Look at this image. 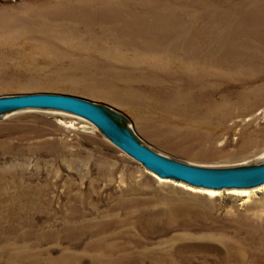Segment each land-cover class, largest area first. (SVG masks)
I'll list each match as a JSON object with an SVG mask.
<instances>
[{"label":"rangeland","instance_id":"374dc122","mask_svg":"<svg viewBox=\"0 0 264 264\" xmlns=\"http://www.w3.org/2000/svg\"><path fill=\"white\" fill-rule=\"evenodd\" d=\"M38 1L52 0H0V95L59 92L104 102L127 114L147 143L188 162L264 160V0H139L173 15L183 25L178 33L192 34L198 53L238 55L243 67L237 81L211 88L213 104L203 101L177 128L166 126L173 124L167 113L147 106L136 112L91 91L96 81L75 71L86 57L66 48L45 51L56 40L26 32L35 16L18 8ZM98 18L86 14V21L69 27L89 36L113 34L112 22ZM58 23L67 27L63 18ZM12 62L31 71L9 74ZM209 108L217 109L213 121L192 118ZM156 116L166 125L151 135L144 122ZM156 176L76 116L23 111L0 119V213L7 209L0 220V264H42L32 257L46 260L45 253L70 258L62 264H96L99 254L113 264H264V191L208 196ZM101 237L109 245L98 251L92 244Z\"/></svg>","mask_w":264,"mask_h":264},{"label":"bare ground","instance_id":"6f19581e","mask_svg":"<svg viewBox=\"0 0 264 264\" xmlns=\"http://www.w3.org/2000/svg\"><path fill=\"white\" fill-rule=\"evenodd\" d=\"M81 1L83 0H52L49 3L38 1L23 3L18 8L35 16L32 19L34 27L26 32L32 31L38 37L56 40L54 42L56 45H49L50 48L44 49L45 51L54 53L50 50L51 47L59 50L66 48V51L69 50L73 55L87 58L86 62L77 65L75 71L84 72L80 75L81 78L96 81L98 86H94L91 91L99 92L102 96L122 103L136 112L144 111L147 106L156 109L158 112L156 115L164 113L162 115L164 116L167 113L171 118L168 122L173 123L172 125L163 124L158 116L155 117V122L145 120V131L151 135L160 133L158 127L163 125L169 128L179 127L181 122L190 117L189 114L196 112L198 105L203 101H211L213 104L214 101L210 96L211 88L220 86L227 80L237 81L243 70L238 62V55L237 58L235 56L229 58L226 55L213 58L207 52L198 53L199 49L191 40L192 34L178 33L183 25L177 24L173 15L171 18L165 17L164 12L154 10L152 6L140 3L139 0H87L83 3ZM74 8L81 9L76 13ZM93 13L102 15V19L98 18L101 22H112L111 24L115 26L113 34L95 30L89 36L74 27H69L71 21L74 23L86 21L82 17ZM61 18L66 20L67 27L58 23ZM225 18L232 24L235 23L230 15H225ZM45 22L60 27L50 29L49 26H40ZM3 32L5 31L0 29V38ZM222 32L226 33L227 29L224 28ZM16 35L24 34L21 32ZM233 50L236 51V48L233 47ZM220 51L222 53V50ZM257 52L262 58L260 52ZM2 58L0 57V74L5 75L2 64L5 59ZM9 61L12 60L9 58ZM16 63L12 62L15 67L12 71L9 70V74L16 72L17 69L31 71L30 68ZM198 92L201 94L198 95ZM202 92H206L205 95ZM181 103H184L182 109ZM216 111L217 109L209 108L201 116L193 115L192 118L196 121L202 118L213 121L214 117L211 115ZM141 122H143L142 118ZM207 125L212 126L213 123ZM156 178L208 196L218 195L224 191L235 197H250L254 192L264 191V184L253 189L214 190L190 186L159 176ZM3 210L0 213V220L3 218L2 214L6 215L7 209L4 207ZM108 245L104 237L92 244L94 248L99 249L98 251H102L101 249H105ZM95 256L96 264L114 263L107 257H100V254ZM45 258L46 260H41L37 255L32 257V261L42 264H62L70 260L64 255L56 259L51 258L47 253ZM142 260L139 259L140 262ZM237 261L240 262V259ZM115 263L118 264L116 261Z\"/></svg>","mask_w":264,"mask_h":264},{"label":"water","instance_id":"95a60500","mask_svg":"<svg viewBox=\"0 0 264 264\" xmlns=\"http://www.w3.org/2000/svg\"><path fill=\"white\" fill-rule=\"evenodd\" d=\"M23 111L63 112L91 123L111 143L163 179L214 189H253L264 184V160L205 165L168 155L147 143L121 110L82 96L59 92L0 95V119Z\"/></svg>","mask_w":264,"mask_h":264}]
</instances>
